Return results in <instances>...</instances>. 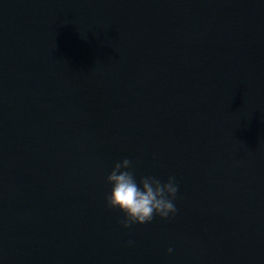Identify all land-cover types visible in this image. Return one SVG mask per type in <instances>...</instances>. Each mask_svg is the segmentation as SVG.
<instances>
[{
	"label": "water",
	"instance_id": "water-1",
	"mask_svg": "<svg viewBox=\"0 0 264 264\" xmlns=\"http://www.w3.org/2000/svg\"><path fill=\"white\" fill-rule=\"evenodd\" d=\"M0 264H264V0H0Z\"/></svg>",
	"mask_w": 264,
	"mask_h": 264
},
{
	"label": "clouds",
	"instance_id": "clouds-1",
	"mask_svg": "<svg viewBox=\"0 0 264 264\" xmlns=\"http://www.w3.org/2000/svg\"><path fill=\"white\" fill-rule=\"evenodd\" d=\"M106 182L110 185V191L105 194L106 206L123 213L119 222L125 228L150 222L154 216L170 218L178 211L174 201L179 185L173 175H169L166 180L154 175L137 179L132 161L125 157L113 165ZM132 243L128 241V244Z\"/></svg>",
	"mask_w": 264,
	"mask_h": 264
}]
</instances>
